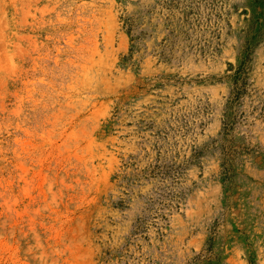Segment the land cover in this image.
<instances>
[{
	"label": "rangeland",
	"instance_id": "rangeland-1",
	"mask_svg": "<svg viewBox=\"0 0 264 264\" xmlns=\"http://www.w3.org/2000/svg\"><path fill=\"white\" fill-rule=\"evenodd\" d=\"M0 264H264V0H0Z\"/></svg>",
	"mask_w": 264,
	"mask_h": 264
}]
</instances>
